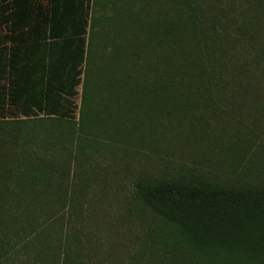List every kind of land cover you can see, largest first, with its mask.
Instances as JSON below:
<instances>
[{
	"label": "trees",
	"instance_id": "trees-1",
	"mask_svg": "<svg viewBox=\"0 0 264 264\" xmlns=\"http://www.w3.org/2000/svg\"><path fill=\"white\" fill-rule=\"evenodd\" d=\"M256 97L264 0H0V264H104L83 240L90 183L73 170L93 133L142 135L200 104L232 117ZM108 102L140 108L130 130L106 125ZM130 196L128 264H264V183L176 174Z\"/></svg>",
	"mask_w": 264,
	"mask_h": 264
},
{
	"label": "rangeland",
	"instance_id": "rangeland-1",
	"mask_svg": "<svg viewBox=\"0 0 264 264\" xmlns=\"http://www.w3.org/2000/svg\"><path fill=\"white\" fill-rule=\"evenodd\" d=\"M75 103L79 105L80 96ZM118 109L108 102L100 116L106 117L110 128L120 122L126 132L140 108ZM231 115L222 109L215 114L200 104L180 120L162 115L142 135L119 140L108 133L91 135L98 144L73 170L77 175L78 169L86 172L90 183L81 210L83 240L92 257L104 264L131 261L141 225L128 214L131 183L137 179L188 173L219 183H264V97Z\"/></svg>",
	"mask_w": 264,
	"mask_h": 264
}]
</instances>
